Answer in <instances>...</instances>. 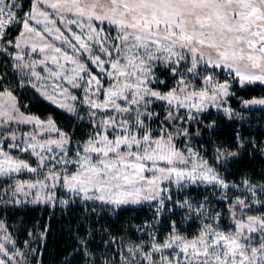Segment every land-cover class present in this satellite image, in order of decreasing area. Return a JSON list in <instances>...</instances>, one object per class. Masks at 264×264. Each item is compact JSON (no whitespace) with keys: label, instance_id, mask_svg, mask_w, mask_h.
<instances>
[{"label":"snow or ice","instance_id":"1","mask_svg":"<svg viewBox=\"0 0 264 264\" xmlns=\"http://www.w3.org/2000/svg\"><path fill=\"white\" fill-rule=\"evenodd\" d=\"M21 8L0 0V53L19 78L14 85L0 71V205L148 204L157 216L180 210L182 222L196 223L186 234L173 219L162 238L151 230L147 241L121 239L114 252L110 237L99 257L86 228L73 249L83 264H264V183H229L221 174L244 138L236 134L234 149L218 146L209 163L184 127L211 107L231 118L222 99L230 84L218 71L242 87L264 85V0H32L29 11ZM14 86L86 120L87 137L73 148L51 118L21 111ZM190 186L218 189L227 213L207 196L174 198V189ZM0 264H29L3 219Z\"/></svg>","mask_w":264,"mask_h":264},{"label":"trees","instance_id":"2","mask_svg":"<svg viewBox=\"0 0 264 264\" xmlns=\"http://www.w3.org/2000/svg\"><path fill=\"white\" fill-rule=\"evenodd\" d=\"M0 71L2 67L0 66ZM233 84V96L229 101L234 109H238L240 100L264 96V86ZM20 108L40 118L50 117L52 121L76 141L85 139L90 131L86 120L81 121L70 116L36 95L16 93ZM238 99V100H237ZM213 125V127H208ZM189 132L196 138L198 145L204 150H214L218 146H235L236 134L245 140V149L238 157L228 161L221 174L227 181L237 182L243 177L264 183V111L254 109L242 113L241 116L226 118L214 115L212 112L203 118V124L188 125ZM209 154V153H207ZM209 159L211 157H208ZM208 189L190 188L194 194H202ZM146 206L123 207L116 210L103 211L99 205L81 203L70 204L67 207L51 210L48 207H10L4 213L0 208V215L13 227L20 242L28 239L30 231L45 232L43 242L38 245V254L42 264H65V259L71 264H83L79 254H73L76 237L83 235L86 228H91L94 239L91 250L99 257L105 252L104 240L110 237L116 245L109 247L114 252L119 241L137 237L136 227L142 225L147 217ZM95 209L96 211H93ZM87 217V219H85ZM177 225H178V220ZM165 223V222H163ZM169 226V225H168ZM167 226V227H168Z\"/></svg>","mask_w":264,"mask_h":264},{"label":"rangeland","instance_id":"3","mask_svg":"<svg viewBox=\"0 0 264 264\" xmlns=\"http://www.w3.org/2000/svg\"><path fill=\"white\" fill-rule=\"evenodd\" d=\"M17 3H19L22 8L20 9V12L21 14H23V12H27L29 11L30 9V6H31V3H32V0H17ZM37 27L39 28H43V25H37ZM15 35H16V31L13 30L12 32L9 33L8 35V39H14L15 38ZM4 42L3 41H0V45H2ZM11 50V49H10ZM8 60V57L6 55H4L3 53H0V66L2 67V71H7L8 72V79L10 81H13L14 85L18 82L19 78L18 77H14V75L12 74L11 72V69L10 67H6L5 66V62ZM219 81L221 83H223L226 79L227 81L229 82L230 84V92L232 93V95L226 97V98H222L223 100L226 101V103L224 104L225 107H229L231 110H232V116L231 117H236V116H241L242 113H245V112H249L251 110H254V109H258V110H263L264 111V105H248V106H245L244 105V101H251L253 99H264V96H260V97H253L251 99H244V100H240V104H239V107L238 109H234L233 106L231 105L229 99L230 97L233 96V91H232V88H233V84L235 83H239L236 79H234L233 77H230V76H226V74L224 72H219L218 71V77ZM197 83H199V81H197ZM239 85V84H238ZM255 85H260V84H255ZM261 86H264V85H261ZM13 92H14V95L17 96L16 93L18 92H21L22 95L24 93L30 95V96H34L36 95L37 97H39L40 99L44 100L45 102L51 104L48 100L44 99L39 93H37L34 89H32L31 87H24V88H20L18 86H14L13 88ZM18 99V98H17ZM238 100V99H237ZM52 106L56 107L55 105L51 104ZM57 108V107H56ZM59 109L60 111L70 115V116H73L72 114L64 111L63 109H60V108H57ZM21 111H23L21 109ZM24 112V111H23ZM213 113L214 115L216 114H219V115H222L226 118H229V116H227L222 110H217L215 107H211L208 111L204 112L201 114V124H203V118L204 116L210 114V113ZM26 113V112H25ZM28 114V113H26ZM83 110H81V115H83ZM29 115H32V114H29ZM35 116V115H33ZM37 117V116H35ZM75 117V116H73ZM39 119H41L42 121H47L50 117H45V118H40L38 117ZM196 124V123H194ZM200 124V123H199ZM199 124H196V125H199ZM55 126L57 128H59L56 124ZM22 128H28L30 129L31 126L30 125H22L21 126ZM153 127H156V125H153ZM184 127H188V124L184 125ZM60 129V128H59ZM189 130V129H188ZM190 133V132H189ZM51 135L55 136V133H52ZM184 138H180L178 140V146H182L183 143H184ZM187 143L193 148V149H196V150H199L201 155L207 159L209 161V163H213L214 160H215V149L214 150H204L203 148H201L197 141H196V138H194V136L190 133V136L189 138L187 139ZM75 147V144H73V148ZM209 153V154H207ZM22 156H27V154H21ZM208 157H211L210 159ZM31 176V174L25 172V173H22L21 174V179H28L29 177ZM244 178V177H243ZM248 178V177H247ZM242 179V178H241ZM240 179V180H241ZM250 179V178H248ZM240 180H238L237 182H233V181H228L229 183H239ZM253 183H257V184H261L260 182H257V181H254L252 179H250ZM193 187V188H203V189H208L206 191H204L202 194H194V193H191L190 192V188ZM229 195H232V193L230 192ZM189 197L190 199L193 200V202H197V201H203L204 197L207 196L209 201H210V206L212 209L216 210V211H223L225 214L227 213V207H226V204L222 201L219 200V190H213L211 188V186H190L188 188H185L183 191L181 192H176L175 189H174V198L176 199H183L185 197ZM92 204V205H99L100 208L103 209V211H110V210H116V209H119V208H123V207H143V206H146V211H147V217L145 219V222L136 227L135 229V233L137 235V237H134V238H130L129 240H123V241H138L140 239H143L144 241H147L148 240V233L149 231L151 230H156L157 231V234L162 238L168 231H169V226L172 222L173 219L175 220H178V227H180L186 234H190L192 233L195 228H196V223L195 222H187V223H184L182 222V211L180 210H176L174 213H169L167 211V209L164 211L163 214L157 216L156 215V210L154 207H149L148 204H141V205H122L120 207H115V206H112V205H101L99 204V202H96L95 204H93L92 202H88V204ZM48 207L50 208L51 210H54L56 208H61L63 206H61L59 203L56 204L55 207L53 206H50L48 204H44V203H40V204H31V203H27V204H21L19 206H13V205H9V206H3V205H0V208H2L3 212H1V214L4 213L5 209L7 208H10V207ZM93 211H96L95 209H93ZM0 219H3L6 221V218L3 217L2 215H0ZM159 221V223H156V221ZM165 222V223H163ZM6 223L9 225V232L11 233V235L13 236V238L15 239L16 241V245L17 247H19V249L21 251H24L27 255H28V260H29V264H42L41 260H40V254H38V245L40 243V241L43 242V239H40V238H32V237H28L27 240L25 241H28V246L26 247L25 246V241L23 242H20L19 239L17 238V234L14 232L15 230V227L11 226L7 221ZM225 223H227V219H225ZM169 225V226H168ZM151 226V227H149ZM168 226V227H167ZM38 233V232H37ZM121 242V241H119ZM7 247L9 248L10 251H12V246L11 245H7ZM31 249H35V253H32L31 252ZM4 259H7L6 257H4Z\"/></svg>","mask_w":264,"mask_h":264}]
</instances>
